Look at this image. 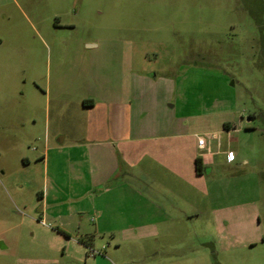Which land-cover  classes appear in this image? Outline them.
Returning <instances> with one entry per match:
<instances>
[{"label": "rangeland", "instance_id": "rangeland-1", "mask_svg": "<svg viewBox=\"0 0 264 264\" xmlns=\"http://www.w3.org/2000/svg\"><path fill=\"white\" fill-rule=\"evenodd\" d=\"M114 38L119 82L130 69L158 81L165 118L186 103L187 130L202 131L218 122L193 118L196 103L236 102L246 126L234 162L206 172L210 194L187 196L188 217L141 239L70 237L42 214L39 135L59 73L85 89L86 41ZM0 264H264V0H0Z\"/></svg>", "mask_w": 264, "mask_h": 264}, {"label": "crops", "instance_id": "crops-1", "mask_svg": "<svg viewBox=\"0 0 264 264\" xmlns=\"http://www.w3.org/2000/svg\"><path fill=\"white\" fill-rule=\"evenodd\" d=\"M114 39L86 41L85 89L71 91L59 73L53 130L47 123L39 135L46 179L42 214L70 237L128 231L141 239L159 235L158 223L188 217L187 196L210 194L206 172L234 162L228 157L233 134L246 126L236 102L196 103L193 118L218 122L202 131L187 130L186 103L174 120L165 118L162 99L154 95L158 81L134 82L140 76L130 69L128 87L119 82V49L107 46L119 45ZM197 135L208 136L204 148ZM192 210L205 209L194 203Z\"/></svg>", "mask_w": 264, "mask_h": 264}, {"label": "built area", "instance_id": "built-area-1", "mask_svg": "<svg viewBox=\"0 0 264 264\" xmlns=\"http://www.w3.org/2000/svg\"><path fill=\"white\" fill-rule=\"evenodd\" d=\"M198 137V143L199 145L204 148L207 145L208 142V136H201V135H197ZM210 138V137H209ZM228 157L230 160H233V155H232V151L228 152Z\"/></svg>", "mask_w": 264, "mask_h": 264}, {"label": "trees", "instance_id": "trees-1", "mask_svg": "<svg viewBox=\"0 0 264 264\" xmlns=\"http://www.w3.org/2000/svg\"><path fill=\"white\" fill-rule=\"evenodd\" d=\"M201 159L200 158H197V160H196V164H197V170L199 171V172H201L202 171V167H201ZM81 240V242H83V243H85V244H88V242L85 240V239H80Z\"/></svg>", "mask_w": 264, "mask_h": 264}]
</instances>
